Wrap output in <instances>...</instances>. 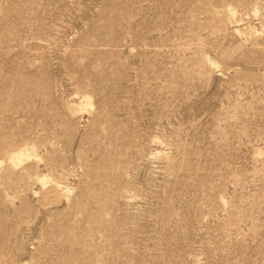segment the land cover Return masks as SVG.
Segmentation results:
<instances>
[{
	"label": "rangeland",
	"instance_id": "rangeland-1",
	"mask_svg": "<svg viewBox=\"0 0 264 264\" xmlns=\"http://www.w3.org/2000/svg\"><path fill=\"white\" fill-rule=\"evenodd\" d=\"M0 264H264V0H0Z\"/></svg>",
	"mask_w": 264,
	"mask_h": 264
},
{
	"label": "bare ground",
	"instance_id": "bare-ground-1",
	"mask_svg": "<svg viewBox=\"0 0 264 264\" xmlns=\"http://www.w3.org/2000/svg\"><path fill=\"white\" fill-rule=\"evenodd\" d=\"M211 65H213V64H211ZM91 108H92V103H91L90 97H88V96H82V98L79 100V104L71 107V109H73L74 111H77V112L90 111ZM9 162H10L11 165H16V164H20L19 162H21V161L18 158L10 157L9 158ZM38 179L40 180L41 184L43 185L42 188H44V185L46 183H48L47 177L45 175L44 176L41 175V176H38ZM52 186H53V188L55 189V191L57 192V194L59 196L65 195V193L69 192V190H70V189H68L67 186L60 185L59 182H56V181L52 184ZM65 196H67V195H65Z\"/></svg>",
	"mask_w": 264,
	"mask_h": 264
}]
</instances>
